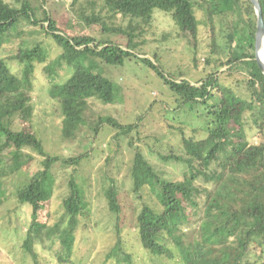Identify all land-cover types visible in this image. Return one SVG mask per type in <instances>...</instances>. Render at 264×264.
I'll return each mask as SVG.
<instances>
[{
  "label": "trees",
  "instance_id": "obj_1",
  "mask_svg": "<svg viewBox=\"0 0 264 264\" xmlns=\"http://www.w3.org/2000/svg\"><path fill=\"white\" fill-rule=\"evenodd\" d=\"M45 2V0H42ZM103 10L111 18H130L125 28L113 27L124 42L99 41L89 35L66 34L52 20L51 15L38 21L58 47L62 49L55 61L45 66L52 82L58 68L64 64L73 68V74L63 84H54L50 95L63 114L62 137L74 139L86 122L91 110V100L107 104L116 101L115 83L103 75L101 63L123 66L128 58L136 57L139 40L152 31L154 13L161 10L182 25L192 43H196L200 26L213 33L214 54L218 50L215 39L217 19L229 15L227 34L229 58L222 67L228 72L247 76L249 99L241 98L225 86L217 73L198 85L179 82L154 69L157 77L177 96L181 105L206 111L210 124L208 135L200 140L184 138L186 157H162L164 162L174 161L185 168L183 179L171 181L164 177L139 151H135L131 168L132 192L141 200L137 215V232L143 248L154 257L173 259L171 244L178 250L184 264H240L245 258L254 237L264 236V75L255 62L257 19L248 0H102ZM264 19V0H259ZM78 0H73L72 6ZM29 4L14 8L6 0H0V52L13 38L12 31L19 17H32ZM81 13H84L80 9ZM56 13V11H55ZM88 25L101 24V18L84 16ZM31 21V20H30ZM32 23L36 24L33 20ZM44 23H48L47 27ZM106 30V31H110ZM236 45V46H234ZM216 52V53H215ZM10 60L22 65L21 76L12 72L7 60L0 58V154L7 153L9 164L0 169L2 179L28 167L34 154L44 157L42 167L26 180L15 193L16 198L32 208V223L24 242V249L34 259L33 249L43 235L52 237L55 230L48 228L41 216L45 203L54 192L52 167L60 161L46 154L42 140L31 125L13 133L16 115L22 112L31 99L32 75L36 64H45L47 52L36 46L15 50ZM208 63L211 62L208 58ZM250 113L252 125L257 131V143L248 140L245 132V114ZM102 124H108L123 135L139 129V123L123 125L112 117H100L95 133ZM89 154L65 160L67 165H78ZM71 193L64 200L69 227L58 231L63 247L71 253L79 215L85 212L87 203L84 191L72 179ZM147 192L152 203L144 202ZM111 213H119L118 193L112 186L106 191ZM196 218H199L196 219ZM197 225V228L193 226ZM59 228V226H58ZM118 244L115 253L118 254ZM68 256V255H67ZM126 255L125 262L130 264ZM63 264H74L61 256Z\"/></svg>",
  "mask_w": 264,
  "mask_h": 264
},
{
  "label": "rangeland",
  "instance_id": "obj_2",
  "mask_svg": "<svg viewBox=\"0 0 264 264\" xmlns=\"http://www.w3.org/2000/svg\"><path fill=\"white\" fill-rule=\"evenodd\" d=\"M12 7L20 9L22 4L31 7V21L19 17L12 31L13 38L3 46L0 58L7 60L12 72L21 76L22 65L10 60L15 50L41 46L47 54L45 64H36L32 75L31 99L25 109L14 117L13 133L31 125L42 140L46 154L58 157L60 161L52 167L54 192L45 203L41 216L48 228L55 230L52 237L43 235L33 249L39 264H63L60 257H66L74 264H184L178 250L172 244L174 258L154 257L139 241L137 215L141 200L132 192L131 168L135 151L139 150L164 177L171 181L183 179L185 168L174 161L164 162L162 157H186L184 138L200 140L208 135L205 108L194 110L193 106L181 105V97L175 95L154 72V69L179 82L187 81L200 86L205 79L217 73L221 82L241 98L249 99L247 76L230 73L222 63L229 58L227 34L229 20L226 15L217 19L215 39L218 50L214 54L213 33L208 27L200 26L198 39L192 43L182 25L176 23L166 12L156 10L152 31L138 42L136 57L128 58L123 66L101 63L103 75L117 87L116 101L107 104L91 100L92 107L86 122L72 140L62 137L63 114L58 102L50 95L54 84L65 83L73 74V68L63 65L57 69L54 82L45 70L62 54L47 30L38 21L51 15L55 24L66 34L79 33L98 38L99 41H117L118 33L113 27L125 28L130 18L116 16L103 10L102 0H6ZM80 9L84 11L81 13ZM56 11V13H55ZM84 16L101 18V24L88 25ZM35 20L36 24L32 23ZM47 27L48 23H44ZM110 30V31H106ZM236 46V45H234ZM208 58L211 62L208 63ZM100 117H112L123 125L139 123V129L129 135L102 124L95 133L96 121ZM245 132L252 143H257V131L252 125L250 113L245 114ZM89 154L78 165H67L65 160ZM10 156L0 154V169L7 168ZM44 157L34 154V160L15 175L4 177L0 187V264H36L35 259L24 249V242L32 223V208L21 203L15 196L19 187L42 167ZM74 180L84 191L87 203L85 212L79 215V223L71 253L63 247L58 231L69 227L64 200L71 193L70 182ZM114 187L118 193L119 213H111L106 191ZM144 202L152 203L147 192ZM199 220V218H196ZM59 226V228H58ZM195 228L197 225L193 224ZM120 245L118 254L115 253ZM68 255V256H67ZM240 264H264V236L254 237L249 250Z\"/></svg>",
  "mask_w": 264,
  "mask_h": 264
},
{
  "label": "water",
  "instance_id": "obj_3",
  "mask_svg": "<svg viewBox=\"0 0 264 264\" xmlns=\"http://www.w3.org/2000/svg\"><path fill=\"white\" fill-rule=\"evenodd\" d=\"M252 5L256 19V41H255V62L259 70L264 75V62L262 63V59H264V19L262 14V7L259 0H248Z\"/></svg>",
  "mask_w": 264,
  "mask_h": 264
},
{
  "label": "bare ground",
  "instance_id": "obj_4",
  "mask_svg": "<svg viewBox=\"0 0 264 264\" xmlns=\"http://www.w3.org/2000/svg\"><path fill=\"white\" fill-rule=\"evenodd\" d=\"M264 62V59H262V63Z\"/></svg>",
  "mask_w": 264,
  "mask_h": 264
}]
</instances>
